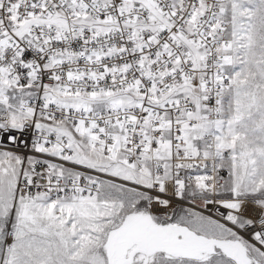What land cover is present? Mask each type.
I'll list each match as a JSON object with an SVG mask.
<instances>
[{
  "label": "snow or ice",
  "instance_id": "1",
  "mask_svg": "<svg viewBox=\"0 0 264 264\" xmlns=\"http://www.w3.org/2000/svg\"><path fill=\"white\" fill-rule=\"evenodd\" d=\"M0 264H264V0H0Z\"/></svg>",
  "mask_w": 264,
  "mask_h": 264
}]
</instances>
